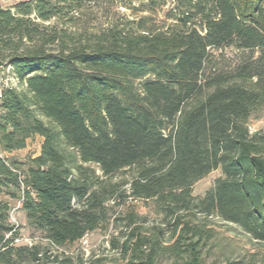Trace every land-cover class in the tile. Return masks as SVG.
Masks as SVG:
<instances>
[{
  "label": "trees",
  "instance_id": "16d2710c",
  "mask_svg": "<svg viewBox=\"0 0 264 264\" xmlns=\"http://www.w3.org/2000/svg\"><path fill=\"white\" fill-rule=\"evenodd\" d=\"M144 1L155 4L0 2V66L26 83L1 101L0 264H75L53 249L108 222L118 186L105 179L126 170L135 174L122 198L155 202L163 220L149 232L145 217L125 216L126 233L110 241L125 264H203L213 216L264 244V133L248 127L264 108V0H168L167 26L121 14ZM227 48L241 57L224 70L215 53ZM35 136L41 152L25 168L5 156ZM216 170L214 187L194 197ZM4 195L22 202L46 246L15 243Z\"/></svg>",
  "mask_w": 264,
  "mask_h": 264
},
{
  "label": "rangeland",
  "instance_id": "374dc122",
  "mask_svg": "<svg viewBox=\"0 0 264 264\" xmlns=\"http://www.w3.org/2000/svg\"><path fill=\"white\" fill-rule=\"evenodd\" d=\"M32 1V0H22ZM5 9H13L19 0H0ZM173 4L168 0H155V4L144 1L142 4L134 3L130 7L122 8L121 14L132 20L137 17H147L150 23L158 26L169 25L171 9ZM101 16V15H100ZM103 22L104 19H100ZM214 63L221 69H230L240 61V53L234 48L225 49L222 54L215 53ZM46 122V120H45ZM251 133H264V108L248 123ZM43 139L35 136L29 139L26 148L15 151L12 154H5L10 160L17 162L23 168L31 158H36L41 152ZM96 168V167H93ZM101 175L100 171H97ZM135 172L126 170L120 172L110 179H105L108 184L117 185L114 198L107 203L108 222L99 230L90 233L85 238L73 245H68L62 249H53L58 253H65L74 259L82 258L84 261L92 260L96 264H125L118 250H113L110 241L114 237H120L126 232V222L123 220L129 213L137 214L146 218V231L153 232L154 228L161 225L163 214L159 212L157 205L153 201H140L133 198H122L129 195L128 182L132 179ZM222 176L220 170L213 171L208 176L197 182L192 189V195L196 198H203L211 190L218 178ZM125 193V194H123ZM3 201H9L12 206L11 223L16 227L20 239L29 240L32 244L46 246L47 242L42 236L31 231L26 224L25 213L22 211V202L20 200H11L9 196H2ZM209 228L213 231V237L209 243L208 249L204 253L203 264H225L228 259H236L242 256L257 254L258 257L264 256V244L252 240L237 226L223 222L219 217L213 216L209 219Z\"/></svg>",
  "mask_w": 264,
  "mask_h": 264
},
{
  "label": "built area",
  "instance_id": "2783aa9c",
  "mask_svg": "<svg viewBox=\"0 0 264 264\" xmlns=\"http://www.w3.org/2000/svg\"><path fill=\"white\" fill-rule=\"evenodd\" d=\"M26 87V83L22 82L18 76L14 73V70L11 66H0V108H1V101L3 92L7 89H13V90H21ZM26 243H24L23 239H17L15 243L17 245H29L31 246L32 243H30L29 240H25Z\"/></svg>",
  "mask_w": 264,
  "mask_h": 264
},
{
  "label": "crops",
  "instance_id": "0c3cea01",
  "mask_svg": "<svg viewBox=\"0 0 264 264\" xmlns=\"http://www.w3.org/2000/svg\"><path fill=\"white\" fill-rule=\"evenodd\" d=\"M39 155H40V154H39ZM39 155H38V156H39Z\"/></svg>",
  "mask_w": 264,
  "mask_h": 264
}]
</instances>
